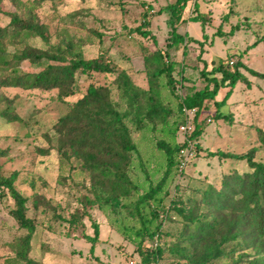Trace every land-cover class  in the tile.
<instances>
[{"label":"rangeland","instance_id":"obj_1","mask_svg":"<svg viewBox=\"0 0 264 264\" xmlns=\"http://www.w3.org/2000/svg\"><path fill=\"white\" fill-rule=\"evenodd\" d=\"M21 1L30 4L32 0ZM177 1L185 3L178 30L186 35L185 38L191 36L198 42L166 49L170 14L166 10L158 11ZM0 6L5 11L14 9L10 0H0ZM34 11L39 21L48 26L52 44L65 43L68 39L91 41L92 44L83 47L86 57L107 50L105 60L116 71H128L133 82L142 88L148 86L143 56L159 48L168 53L169 59L176 61L177 78H180L177 71L182 68L185 86L180 91L182 95L187 91L186 87L204 88L206 78L201 71H209L212 64L223 62L226 68L234 69V64L241 61L249 68L264 71V0H47ZM193 17H201L205 22L193 21ZM144 18L151 32L147 37L138 31H130L139 27ZM78 20L83 21V27H77ZM7 21L8 17L0 14V23ZM91 30L101 33V37ZM6 41L10 51L15 46L22 47L12 44V35L7 36ZM31 42L44 45L39 38H33ZM22 66L27 70L37 67ZM240 70L247 81L237 82L227 100L224 98L227 88L222 87L214 98L206 99L202 104L198 116L197 154L182 175L167 177L159 193L163 205H170V218L163 222V231L170 234L163 237L165 248L172 245L182 229L181 217L174 207H192L193 200H199L209 186L220 188L226 174L252 171L244 159L221 158L212 156V152L244 154L254 148L253 159L264 163V145L258 137V129L264 130V80L252 76L244 68ZM77 75L78 91L63 100L57 97L56 90L0 87V111L8 104L10 114L18 117L9 121L0 116V148L7 151V155L0 158L1 170L6 176L17 172L16 188L28 198L27 215L36 220L29 255L40 264H141L135 234L139 228L138 220L129 221L124 233L113 229L108 216L97 206L90 207L77 201V197L82 198L88 192L73 188L71 184L88 185V174L79 168H71L70 162L60 160L55 149L49 155L37 151V147L48 145L45 134H54V123L72 101L81 97L89 84H109L113 96L116 94L112 84L116 72L91 71ZM169 96L172 109H175L174 99ZM218 110L227 113L229 119L215 117ZM175 117V114L170 115L167 123L143 134V141L139 143L141 158L135 157L134 165L133 181L138 185L136 195L147 191L163 176L166 155L158 141L172 144L181 140L182 136L174 126ZM36 195L58 203L61 209L44 213L40 206L39 211L34 210L32 198ZM178 201L181 204L177 205ZM174 202L176 206H173ZM13 205L10 196H0V264H23L14 259L9 247V242L25 233L10 215ZM84 210L89 215L84 214ZM56 213L61 217L76 213L81 217L82 225L79 223L71 230L68 223L55 216ZM94 221L99 225L101 245L91 252L84 235H93ZM260 242L259 253L251 248L247 257L238 259L236 253L234 258H221L214 264H234L235 261L236 264H248L249 259L264 257V236ZM159 264L188 263L165 250Z\"/></svg>","mask_w":264,"mask_h":264},{"label":"trees","instance_id":"obj_2","mask_svg":"<svg viewBox=\"0 0 264 264\" xmlns=\"http://www.w3.org/2000/svg\"><path fill=\"white\" fill-rule=\"evenodd\" d=\"M10 1L14 6L13 10L5 11L0 6V14L8 17L5 24L0 23V87L56 90L57 97L63 100L78 91L77 73L116 72L112 80L115 97L109 84H89L81 97L72 101L67 111L54 123V134H45L48 145L37 147L41 155H49L55 149L60 160L70 162L71 168H79L88 174V185L71 184L73 188H83L88 192L82 198L77 197V201L90 207L97 206L108 216L111 227L122 233L127 231L129 221L137 219L139 228L135 230V234L141 264H159L165 250L188 264H214L221 258H234L236 253L237 258L241 259L249 255L248 250L251 248L259 253V242L264 236V163L253 159L254 148L244 154L220 150L211 153L212 156L221 158L244 159L252 171L226 174L220 188L209 186L199 200H193L192 207H174L181 217L182 229L167 248L163 245V237L170 234L163 231V222L170 218V205H163V197L159 193L168 176L182 175L185 170H177V153L181 143L177 141L167 144L158 141L159 148L166 155V169L160 180L155 185H150L142 194L136 195L138 185L133 181V174L135 160L137 157L141 158L139 143L143 141L146 131H153L157 125L167 123L172 114L176 115L173 122L178 131L179 124L185 119L184 108H196L198 115L204 101L214 98L220 88H227L224 97L227 100L237 82L247 81L240 68L262 80L264 71L249 68L241 61L234 64V69L226 68L223 62L212 64L209 71H201L206 78L204 88L194 90L186 87L187 91L182 95L180 91L185 87L182 68L177 71L180 75L177 78L176 61L169 59L168 53L159 48L143 56L148 86L142 88L133 82L128 71H116L105 60L107 50L86 57L83 47L92 44L91 41L68 39L65 43L52 44L48 26L39 21L34 11L36 6L39 7L47 0H32L30 4L21 0ZM184 6L183 1H177L158 11L161 13L166 10L170 14L166 49L198 42V39L191 36L185 38L186 35L178 30ZM19 8L21 9L18 11ZM202 19L193 17L191 20L204 23L205 20ZM148 24L144 18L139 27L130 31H138L147 37L151 34L147 29ZM76 25L83 27V21L78 20ZM91 32L101 37V33L94 30ZM9 35H12L13 45L22 47L15 46L10 51L6 41ZM20 36L21 39H17ZM33 38H39L44 45L33 44ZM23 64L37 67L27 70ZM169 95L174 99L175 109H172ZM7 109L8 104L0 111V116L9 121L16 120L18 117L11 115ZM214 116L229 119V115L220 110ZM198 135L199 122H196L193 138L196 140ZM258 135L264 145V130L258 129ZM196 146L199 147L198 142ZM6 155L7 151L0 148V158ZM16 178V171L8 176L4 175L0 162V196L12 198L14 205L10 209V215L18 227L25 231L15 241L9 242V247L15 260L23 264H40L29 255L36 220L27 215L28 198L16 188ZM173 204L176 206L175 202ZM178 204L181 203L178 201ZM40 206H43L44 213L61 209L58 203L36 195L32 198V208L39 211ZM83 213L89 215L87 210ZM56 214L60 221L68 223L71 230L77 228L79 223L82 225V219L76 213L69 217ZM92 226L93 235H84V239L90 243L91 252L99 240V225L94 221ZM155 240L156 246L142 247L145 242ZM236 263L237 261L234 262ZM248 264H264V257L249 259Z\"/></svg>","mask_w":264,"mask_h":264},{"label":"built area","instance_id":"obj_3","mask_svg":"<svg viewBox=\"0 0 264 264\" xmlns=\"http://www.w3.org/2000/svg\"><path fill=\"white\" fill-rule=\"evenodd\" d=\"M185 119L178 126V133L181 134L182 138L179 141L181 147L178 150V165L177 170L183 171L188 164L195 158L197 153V140L193 138V132L195 129V123L198 122L197 109L196 108H184ZM157 240L154 242H145L142 247L150 248L156 246Z\"/></svg>","mask_w":264,"mask_h":264},{"label":"crops","instance_id":"obj_4","mask_svg":"<svg viewBox=\"0 0 264 264\" xmlns=\"http://www.w3.org/2000/svg\"><path fill=\"white\" fill-rule=\"evenodd\" d=\"M196 39V38H195ZM100 238V237H99ZM100 240V239H99ZM99 240H98V242H97V244L95 245V247H94V252H95V250L101 245V242H99Z\"/></svg>","mask_w":264,"mask_h":264}]
</instances>
